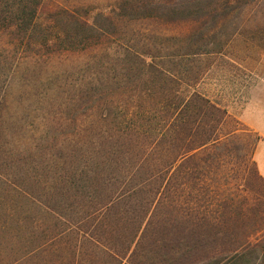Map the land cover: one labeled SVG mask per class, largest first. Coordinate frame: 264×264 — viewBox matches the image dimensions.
I'll use <instances>...</instances> for the list:
<instances>
[{"label": "rangeland", "instance_id": "obj_1", "mask_svg": "<svg viewBox=\"0 0 264 264\" xmlns=\"http://www.w3.org/2000/svg\"><path fill=\"white\" fill-rule=\"evenodd\" d=\"M174 1L185 0L45 1L34 39L54 37L55 6L66 4L90 11L113 43L104 44L107 56L95 68L96 105H66L72 89L59 88L63 78L86 73L73 67L84 53L55 54L28 70L23 64L9 87L0 81V264H166L157 258L167 250L160 246L186 250L185 226L202 245L171 264L225 256L220 248L239 245L242 264H264V0H228L194 18L170 19L166 6ZM125 45L197 52L179 61L182 97L199 93L226 112L218 140L185 153L172 187L161 179L141 184L165 155L163 144L150 147L146 125L126 134L115 127L119 115L137 118L133 95L168 87L136 75L132 58L117 54ZM184 103L182 136L193 111L204 109L200 101ZM10 147L22 153L14 165Z\"/></svg>", "mask_w": 264, "mask_h": 264}, {"label": "trees", "instance_id": "obj_2", "mask_svg": "<svg viewBox=\"0 0 264 264\" xmlns=\"http://www.w3.org/2000/svg\"><path fill=\"white\" fill-rule=\"evenodd\" d=\"M45 1L0 0V39H3L4 42V45L0 47V81L9 87L13 74L18 73L23 64V68L28 70V67H35L42 62L43 58L47 61L54 58L55 54L62 55L63 53H69L65 57L69 55L79 57L84 53L85 59L82 61L81 67L74 65L73 67L80 71H86V73L73 79L63 78L62 85H59V88L65 89L66 87H70L72 89V95H68L65 102H63L66 105L72 107L78 105L77 107L80 109L86 108L87 105H96L100 98L99 93L96 94L98 71L95 68L98 69L100 66H103L104 59L102 58L103 56L104 58L107 56L105 52L109 49L104 44L107 42L113 43V41H110L111 33L102 24L94 19H89L90 11L84 9L82 12L79 11V7L72 6L71 9L66 4H60L55 6L58 9L52 19L58 23V32L52 39H34L35 33L42 31L39 15ZM205 1H174L167 4L166 8L170 19L178 17L194 18L200 14V10H204L207 7L216 10L228 2V0H221V2H219L220 0H216L212 5L208 1ZM98 15L102 16L104 14L98 12ZM106 17V19L110 18L108 15ZM167 37L172 40L177 39V36L171 35ZM117 54L131 57L137 66V69H135L136 75H139L140 78H149L154 87L159 83L161 85L168 84L167 89L163 91L153 90L150 93L145 92L146 95L142 93H138L136 96L133 95L132 99H135L136 103L132 107L138 108L135 112L137 118L135 119V116L120 118L119 115L116 117L118 121L115 127L122 134H126V129L132 130L134 126L139 129L142 127V124L146 125L143 131L146 133V137L152 138L150 147L155 148L159 144H163L165 146V155L159 159L160 164L157 165V169L141 181V184L148 181L158 182V179H161L165 184L163 187H172L176 167H178L179 162L184 158L185 153L218 140L216 131L226 112L212 103L208 97L202 96L199 93L192 92L190 96L186 97V101L182 97L179 89L181 81L179 61L182 56H195L197 52L182 54L178 50H175L167 53L166 51H162V48L157 49L154 45L151 47L145 46L142 49H134L125 45V47L121 46V50H117ZM168 65L171 66L169 67ZM57 74L60 75L61 72L58 71ZM145 100L149 103L148 109H145L141 105V102H145ZM187 101L188 103L200 101L204 109L199 110L197 113L193 111V117H196L192 119L193 125L185 126L184 135L182 136L183 107L185 106L184 102ZM121 113H123L122 110L120 111ZM199 117L205 121L197 123V118ZM195 136L198 138L197 143L195 145L190 144L195 140ZM260 139L258 136L257 140ZM20 154L22 155L20 150L17 151L10 147L8 155L9 163H11L9 165L19 162ZM125 162H121V168H126ZM79 171L76 169L75 173ZM80 172L86 173L84 170ZM94 175L95 172L92 175L87 174L86 176L90 179V176ZM128 176L123 175V179L129 180ZM9 184L12 185L11 189L12 187H19L13 181H10ZM71 184L73 183L71 182ZM118 197H121V195ZM173 229L174 225H172ZM183 229L184 234L182 237L190 238V242L186 240L187 242L184 244L187 251L177 249L175 246H170L169 244H163L160 248L164 246L167 247V250L158 255L159 262L171 264L176 259H183L188 254L187 252L191 250L189 248L201 247V237L186 226ZM262 246L264 247V243H262ZM239 248L243 249L245 246L222 247L220 249L221 252H224L225 256L217 252L216 255H212L203 261L187 264H242L244 249L239 250ZM261 258L263 261L264 251ZM114 264L125 263L117 261Z\"/></svg>", "mask_w": 264, "mask_h": 264}, {"label": "crops", "instance_id": "obj_3", "mask_svg": "<svg viewBox=\"0 0 264 264\" xmlns=\"http://www.w3.org/2000/svg\"><path fill=\"white\" fill-rule=\"evenodd\" d=\"M263 164H264V162H260V161L258 160V166H259L261 172L264 174Z\"/></svg>", "mask_w": 264, "mask_h": 264}]
</instances>
